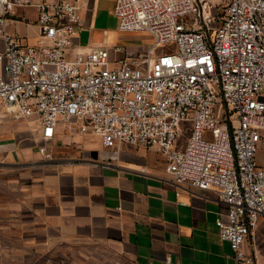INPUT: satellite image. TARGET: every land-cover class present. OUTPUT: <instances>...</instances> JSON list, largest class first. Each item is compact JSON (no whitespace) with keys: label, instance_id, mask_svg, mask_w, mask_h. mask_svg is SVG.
<instances>
[{"label":"built area","instance_id":"2783aa9c","mask_svg":"<svg viewBox=\"0 0 264 264\" xmlns=\"http://www.w3.org/2000/svg\"><path fill=\"white\" fill-rule=\"evenodd\" d=\"M26 9L38 13L34 43L10 28ZM115 15L121 31L153 37L147 52L79 46L72 0H0L1 104L36 118L44 140L73 120L107 147L158 149L171 183L227 206L216 219L227 257L257 264L243 244L264 216V0H116Z\"/></svg>","mask_w":264,"mask_h":264},{"label":"crops","instance_id":"0c3cea01","mask_svg":"<svg viewBox=\"0 0 264 264\" xmlns=\"http://www.w3.org/2000/svg\"><path fill=\"white\" fill-rule=\"evenodd\" d=\"M72 1L82 17L75 42L86 47L99 2ZM22 13L37 22L35 9ZM19 36L34 43L39 30ZM72 123L60 120L44 140L36 118L15 119L0 102V264H235L217 193L171 183L156 148L107 147ZM243 250L264 264V216Z\"/></svg>","mask_w":264,"mask_h":264},{"label":"rangeland","instance_id":"374dc122","mask_svg":"<svg viewBox=\"0 0 264 264\" xmlns=\"http://www.w3.org/2000/svg\"><path fill=\"white\" fill-rule=\"evenodd\" d=\"M214 1L221 2L222 0ZM98 2V18L96 19L95 17V21H93V28L87 29L86 36H88V40H90V43H108L110 46L118 45L124 46L129 50L136 48L142 52H147V50L153 45V37L149 33L142 31H121L119 29V18L115 15V0H98ZM30 25L33 27H29ZM30 25L27 28L20 22L16 23V25L11 23L10 28L16 34H27L32 38L38 32L39 27L35 22ZM1 44L2 43L0 42V47L2 46ZM161 52L162 47L157 50L158 54H160ZM261 92L264 95V87L262 88ZM187 126L189 127L183 129V132L178 139V142L183 144L184 146L188 141L189 129L191 127V124H187ZM262 153H264V149L262 150Z\"/></svg>","mask_w":264,"mask_h":264}]
</instances>
